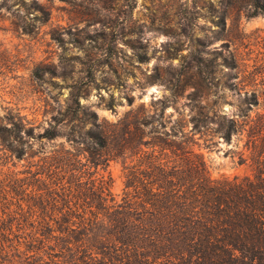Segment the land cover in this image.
Instances as JSON below:
<instances>
[{"label":"trees","instance_id":"trees-1","mask_svg":"<svg viewBox=\"0 0 264 264\" xmlns=\"http://www.w3.org/2000/svg\"><path fill=\"white\" fill-rule=\"evenodd\" d=\"M247 2L246 16L264 15V0ZM228 13L219 21L224 31ZM229 43H222L228 53L223 54L206 51L200 42L170 88L184 92L192 87L187 96L194 102L204 99L218 56L220 64L240 67ZM135 56L139 62L146 58L139 51ZM260 95L244 91L236 118L202 105L191 116L187 133L194 134L214 115L215 130L226 141L246 132L251 173L233 178H211L188 139L178 144L146 139L149 122L143 113L129 111L113 124L98 121L97 113L81 103L85 95L79 91L69 92L65 109L52 115L48 126L7 113L0 123V146L25 164L12 184L0 179V264H264ZM108 106L113 108V102ZM60 135L73 148L47 151L45 143ZM116 158L132 162L124 167L127 189L120 201L109 180L92 178L99 166ZM245 161L240 157L238 163Z\"/></svg>","mask_w":264,"mask_h":264},{"label":"rangeland","instance_id":"rangeland-1","mask_svg":"<svg viewBox=\"0 0 264 264\" xmlns=\"http://www.w3.org/2000/svg\"><path fill=\"white\" fill-rule=\"evenodd\" d=\"M229 1L0 0V123L7 113H20L48 126L52 115L65 109L69 92L79 91L85 95L81 103L97 113L98 121L113 124L129 111L143 113L149 122L146 139L175 144L188 139L211 178L250 174L246 132L226 141L215 130L214 115L194 134L187 133L199 105L236 118L244 91L262 93L258 111H264V15L246 16L247 0ZM227 11L224 31L219 21ZM202 41L206 51L223 54L228 53L222 43L230 41L240 67L228 68L218 56L213 85L194 102L187 96L192 87L179 92L170 85ZM136 51L145 53V60L137 61ZM37 146L34 142L33 149ZM44 147L73 148L62 135ZM240 157L247 161L239 164ZM130 159H111L92 176L109 180L118 201L127 189L124 167ZM23 164L0 146V179L12 184Z\"/></svg>","mask_w":264,"mask_h":264}]
</instances>
